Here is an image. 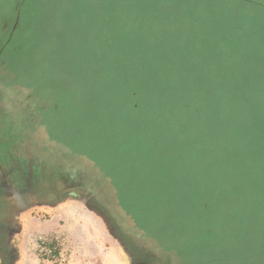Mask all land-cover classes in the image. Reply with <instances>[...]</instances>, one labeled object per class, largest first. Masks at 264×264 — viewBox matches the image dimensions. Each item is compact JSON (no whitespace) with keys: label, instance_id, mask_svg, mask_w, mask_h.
I'll use <instances>...</instances> for the list:
<instances>
[{"label":"rangeland","instance_id":"1","mask_svg":"<svg viewBox=\"0 0 264 264\" xmlns=\"http://www.w3.org/2000/svg\"><path fill=\"white\" fill-rule=\"evenodd\" d=\"M8 31L0 264H264V0H0Z\"/></svg>","mask_w":264,"mask_h":264},{"label":"crops","instance_id":"2","mask_svg":"<svg viewBox=\"0 0 264 264\" xmlns=\"http://www.w3.org/2000/svg\"><path fill=\"white\" fill-rule=\"evenodd\" d=\"M11 23H10V25H9V31H10V29H11V26H12V23H13V21H14V18L12 19L11 18ZM8 31V33H7V35L5 36V37H3V38H0V60H1V58H2V56H3V51L5 50V48L7 47V45L9 44V40H8V35H9V32ZM14 31V29H12L11 30V32H13ZM3 58H5V60H6V62H7V64H5V65H8L9 63H10V58H9V56H4ZM4 64V63H3ZM4 65V66H5ZM0 66H2V64H0ZM6 72H10L8 69L6 70ZM11 73V72H10ZM29 159H30V157H29ZM25 161L23 160V163H24ZM30 160H27V165H25V164H22V165H18V164H13L12 165V167L11 168H13V169H20V168H30V167H32V165H30ZM33 162H38V163H41V160L38 158V160H36V159H34L33 160ZM17 166V167H16ZM9 197H11V196H9ZM12 197H13V200H15V198H17V201H23V202H25L26 200H28L29 198H30V195L28 194V193H22V194H12ZM10 199V198H9ZM27 202V201H26ZM30 205V204H29ZM13 206V208H12V211H13V213L16 211V209H15V205L13 204L12 205ZM25 206H28V205H26V203H23V208L25 207ZM29 207V206H28ZM30 207H31V205H30ZM11 209V208H10ZM28 208H25V209H23V212H25L26 210H27ZM19 210V209H18ZM14 218V217H13Z\"/></svg>","mask_w":264,"mask_h":264},{"label":"flooded vegetation","instance_id":"3","mask_svg":"<svg viewBox=\"0 0 264 264\" xmlns=\"http://www.w3.org/2000/svg\"><path fill=\"white\" fill-rule=\"evenodd\" d=\"M1 67V66H0Z\"/></svg>","mask_w":264,"mask_h":264}]
</instances>
